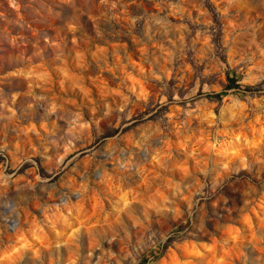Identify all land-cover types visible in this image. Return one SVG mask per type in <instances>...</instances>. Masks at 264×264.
<instances>
[{"label":"rangeland","instance_id":"1","mask_svg":"<svg viewBox=\"0 0 264 264\" xmlns=\"http://www.w3.org/2000/svg\"><path fill=\"white\" fill-rule=\"evenodd\" d=\"M247 4L0 0V264H264V17L234 33L259 51L223 41Z\"/></svg>","mask_w":264,"mask_h":264},{"label":"bare ground","instance_id":"2","mask_svg":"<svg viewBox=\"0 0 264 264\" xmlns=\"http://www.w3.org/2000/svg\"><path fill=\"white\" fill-rule=\"evenodd\" d=\"M232 1V0H231ZM250 1L252 0H244L245 4L246 3H249ZM259 3H260V6L262 5L263 7V11L260 12V10L258 11H254V13L250 12L248 10L249 6L248 4L246 5L245 9L243 10V12L241 13L242 14V20L241 21H237V17L235 16H232L227 7L222 9L223 13H224V17L222 16V20L225 25V34H224V42L227 43L229 41V57H228V60L230 62H234V59L233 57L237 54V55H244L245 53L247 54V52H251L253 51L252 49L256 50V51H259V49L257 48V45H255L256 43V35H255V32L252 30V28H250V30L248 32H245V33H242V32H238L236 34H234L236 32V30L238 29H241V27L243 26L244 23H247L248 21H253L255 20L256 17H258L260 14L262 15V17H264V0H257ZM187 2V1H186ZM187 6H188V9H191V8H194V4L195 3H186ZM203 21H206V18L203 17ZM206 46H205V49L207 50L208 49V45L207 43H204ZM228 49V48H227ZM205 51V50H204ZM228 54V52H227ZM205 55L204 52H202V54L200 55L201 57H203ZM163 71V74L165 76L168 75L169 71H168V68H164ZM264 73V70L261 69L259 71L256 72V74L254 75H251L250 77H248V79L250 81H255L257 80L261 75H263ZM51 76V75H50ZM45 79V78H44ZM55 81V80H54ZM48 83L51 84L53 83V78H52V82H51V79H48ZM47 83V84H48ZM61 83V82H60ZM38 86L37 90L38 92H42V93H49L51 90V86ZM93 84V83H92ZM56 85H59L60 87V84H57V81L55 83H53V87L55 86V89L58 88V86ZM97 88V87H95ZM50 90V91H49ZM74 91V90H73ZM38 93V94H39ZM40 93V94H42ZM77 93V92H76ZM56 98V97H55ZM238 137V136H237ZM15 162V161H14ZM121 167H124L123 165ZM6 220V217H4L1 221H4ZM1 221H0V225H1ZM14 222V221H13ZM18 223V222H17ZM11 224V223H10ZM18 228V224L17 226L11 228V230L13 231L12 235L15 234L16 232V229ZM12 235H8V237L10 238ZM183 245V244H182ZM187 245V244H186ZM182 247V246H181ZM190 248V247H189ZM186 249V248H185ZM182 250V249H181ZM187 250V249H186ZM190 250V249H189ZM187 250V251H189ZM185 253V252H184Z\"/></svg>","mask_w":264,"mask_h":264},{"label":"trees","instance_id":"3","mask_svg":"<svg viewBox=\"0 0 264 264\" xmlns=\"http://www.w3.org/2000/svg\"><path fill=\"white\" fill-rule=\"evenodd\" d=\"M211 96L212 97H219L220 96V93H215V94H212ZM169 240H171V238H169L166 242H168Z\"/></svg>","mask_w":264,"mask_h":264},{"label":"water","instance_id":"4","mask_svg":"<svg viewBox=\"0 0 264 264\" xmlns=\"http://www.w3.org/2000/svg\"><path fill=\"white\" fill-rule=\"evenodd\" d=\"M51 185H53L52 183H50L48 186H51Z\"/></svg>","mask_w":264,"mask_h":264}]
</instances>
